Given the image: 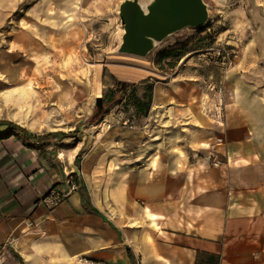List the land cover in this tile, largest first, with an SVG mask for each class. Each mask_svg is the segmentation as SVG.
I'll return each instance as SVG.
<instances>
[{"label": "crops", "instance_id": "0c3cea01", "mask_svg": "<svg viewBox=\"0 0 264 264\" xmlns=\"http://www.w3.org/2000/svg\"><path fill=\"white\" fill-rule=\"evenodd\" d=\"M238 81L219 125L163 126L157 141L125 128L77 164L55 151L58 135L0 116L5 264H264V79ZM185 97L155 86L151 104L185 112Z\"/></svg>", "mask_w": 264, "mask_h": 264}, {"label": "rangeland", "instance_id": "374dc122", "mask_svg": "<svg viewBox=\"0 0 264 264\" xmlns=\"http://www.w3.org/2000/svg\"><path fill=\"white\" fill-rule=\"evenodd\" d=\"M122 1L0 0V116L34 132H64L53 140L64 161L74 156L77 164L110 153L115 141L125 139V128L145 141H157L163 126L213 128L221 123L224 96L238 91L239 78L252 85L264 79L257 68L264 65L262 0H203V26L167 35L138 61L118 52ZM119 70L135 73V80L119 78ZM116 80L129 85L110 98ZM155 86L187 95L179 106L185 112L166 113L162 103L137 115L133 90L152 95ZM97 96L102 113L94 120ZM217 106L220 114L214 116Z\"/></svg>", "mask_w": 264, "mask_h": 264}, {"label": "water", "instance_id": "95a60500", "mask_svg": "<svg viewBox=\"0 0 264 264\" xmlns=\"http://www.w3.org/2000/svg\"><path fill=\"white\" fill-rule=\"evenodd\" d=\"M118 11L124 29L118 52L137 56H145L167 35L187 26L201 27L208 20L203 0H123ZM95 104L100 112L101 96Z\"/></svg>", "mask_w": 264, "mask_h": 264}, {"label": "trees", "instance_id": "16d2710c", "mask_svg": "<svg viewBox=\"0 0 264 264\" xmlns=\"http://www.w3.org/2000/svg\"><path fill=\"white\" fill-rule=\"evenodd\" d=\"M115 85H116V88H112L109 90V95H110V98H115L116 97V94L118 93V90L120 91H123L126 86H128L129 84L127 82H124V81H121V80H116L115 81ZM132 87H134V85L132 84L131 85ZM150 91L152 90V86H150ZM151 101H152V95H151V92L150 94L148 95H143L142 97H139L138 95L134 94V90H133V94L131 96V105L133 106L134 108V111L137 115H143L145 116L147 114V111L151 105ZM102 113V110L100 112L96 111L95 114L93 115V118L94 120H97L100 115ZM9 125H12V126H15V127H18L20 129V131L24 134V135H27V136H31V134H29L27 132V130H25L24 128L22 127H19L17 126L16 124H13L11 122H8ZM54 134L56 135H61V136H65L66 134L62 131H56V132H53ZM50 134V133H49ZM33 137V136H31Z\"/></svg>", "mask_w": 264, "mask_h": 264}, {"label": "built area", "instance_id": "2783aa9c", "mask_svg": "<svg viewBox=\"0 0 264 264\" xmlns=\"http://www.w3.org/2000/svg\"><path fill=\"white\" fill-rule=\"evenodd\" d=\"M63 198V194H61L59 191L57 190H52L50 193V202L51 204H57L58 202H60V200ZM7 251V246L6 244H3L0 246V264H5L6 263V259L4 257L5 252ZM75 264H109L105 261L102 260H97V259H91V258H86V257H78L76 259Z\"/></svg>", "mask_w": 264, "mask_h": 264}, {"label": "bare ground", "instance_id": "6f19581e", "mask_svg": "<svg viewBox=\"0 0 264 264\" xmlns=\"http://www.w3.org/2000/svg\"><path fill=\"white\" fill-rule=\"evenodd\" d=\"M156 48V47H155ZM122 57V59H128L129 60V58H131L132 60L134 59V60H140L138 57H140V56H137V55H132V54H126V53H119ZM117 57V56H116ZM116 59V58H115ZM142 59V58H141ZM120 60V59H119ZM144 60V59H143ZM142 60V61H143ZM130 62H132V61H130ZM133 63V62H132ZM147 64V63H146ZM145 64V65H146ZM147 66V65H146ZM118 74L120 75H118L119 76V78L120 77H123V79H125V78H127V79H132V80H135V78L134 77H136V74L135 73H132V72H128V71H123V70H119L118 71ZM137 77H138V75H137ZM126 80V79H125ZM99 95V94H98ZM216 110L213 112V115L214 116H218L219 114H220V111H219V109H218V106L215 108Z\"/></svg>", "mask_w": 264, "mask_h": 264}]
</instances>
